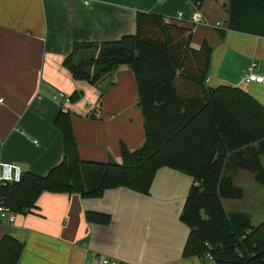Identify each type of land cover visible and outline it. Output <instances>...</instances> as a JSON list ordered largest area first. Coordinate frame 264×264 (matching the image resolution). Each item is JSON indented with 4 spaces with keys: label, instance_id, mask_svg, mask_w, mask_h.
<instances>
[{
    "label": "crops",
    "instance_id": "1",
    "mask_svg": "<svg viewBox=\"0 0 264 264\" xmlns=\"http://www.w3.org/2000/svg\"><path fill=\"white\" fill-rule=\"evenodd\" d=\"M205 1L199 11L209 27L190 23L189 0H0V163L45 176L62 161V135L54 124L61 105L48 96L56 92L77 96L67 108L81 160L107 163L111 156L120 163V144L130 151L141 148V131L130 130L134 123L143 128L136 84L134 99L110 104L101 94L106 86L114 88V72L125 70L118 67L91 85L74 80L63 67L76 44L133 35L138 13L190 29L191 48L206 43L212 50L206 86L240 88L264 111V82L241 85L252 65L264 78V37L227 28L228 0H212L214 6L203 10ZM178 14L181 18L173 20ZM191 183V177L163 167L148 195L123 187L92 199L45 192L36 208L17 215L14 224L0 223V240L9 234L23 244L17 264H101L103 258L119 264H216L183 257L189 230L179 216ZM234 184L243 197L223 200L224 209L247 213L258 226L264 220V187L248 171H238ZM87 212L106 215L109 222H88Z\"/></svg>",
    "mask_w": 264,
    "mask_h": 264
},
{
    "label": "trees",
    "instance_id": "2",
    "mask_svg": "<svg viewBox=\"0 0 264 264\" xmlns=\"http://www.w3.org/2000/svg\"><path fill=\"white\" fill-rule=\"evenodd\" d=\"M189 1L199 9L204 0ZM227 14L229 30L264 37V0H228ZM135 24V33L118 41L74 45L63 67L91 85L122 65L130 68L143 119L141 150L120 144L118 165L81 160L69 113L60 112L54 124L62 135V161L45 176L23 172L18 183L0 186V201L21 215L35 209L45 192L92 199L123 187L148 195L156 172L167 167L192 179L179 216L189 230L183 257L210 254L216 264H264V220L253 227L249 214L222 205L243 197L234 184L238 171L250 172L264 187L263 107L240 88H207L212 50L206 43L191 48L190 29L152 13H138ZM85 50L90 55L80 58ZM85 217L109 222L103 214ZM22 251L23 244L5 234L0 264H17Z\"/></svg>",
    "mask_w": 264,
    "mask_h": 264
},
{
    "label": "built area",
    "instance_id": "3",
    "mask_svg": "<svg viewBox=\"0 0 264 264\" xmlns=\"http://www.w3.org/2000/svg\"><path fill=\"white\" fill-rule=\"evenodd\" d=\"M193 13L190 17V23L192 25L198 26H206L209 27L210 23L203 17L200 13L199 9L196 5L192 4ZM181 15L178 14L173 20H179ZM215 27H219V23L215 24ZM254 65L251 66L249 72L242 78L241 85L247 86L250 83H263L264 78L262 76L254 73L253 68ZM54 102L60 104V109L63 114H67L68 112V104L71 103L70 97L65 96L62 92H56L54 94L48 95ZM2 102V100H0ZM36 144V141H33ZM23 175V170L21 167L13 164V163H0V186H3L7 183H18ZM16 214L11 211V209L4 205L2 201H0V223L5 225H12L16 220ZM208 260H212L210 254H206L205 257ZM101 264H119V262L115 260H109L106 258L101 259Z\"/></svg>",
    "mask_w": 264,
    "mask_h": 264
},
{
    "label": "rangeland",
    "instance_id": "4",
    "mask_svg": "<svg viewBox=\"0 0 264 264\" xmlns=\"http://www.w3.org/2000/svg\"><path fill=\"white\" fill-rule=\"evenodd\" d=\"M215 1L221 2V0H215ZM210 6L211 7L214 6L213 1L212 0H206L204 2V5H203V10H208ZM79 54H80V56H79L80 58H87L90 55V52L85 50V51H81ZM120 67H121L120 70H125V71L124 72L123 71H119V72L115 71L114 72L113 80L111 81L112 83H114V81L117 78V82H116V84H114V88H113V86H112V88H110L111 86H106V87L103 88V90L101 92V94H103V98L106 101H108L110 104H112L114 101L117 102L120 99L130 100L131 98L132 99L135 98V95L133 93V92H135L134 89H133V87L135 86L134 85L135 84V79H134V76L132 74V71L130 70L129 67H126L124 65H122ZM119 79L121 80V83H120ZM116 87H118V88H116ZM131 87H132V90H131ZM94 89H93V92H94L93 96L95 98V97H98V94H97L96 91H94ZM115 89H119V91H116ZM111 90L113 91V93H111ZM132 101L135 102V100H132ZM133 109H135L134 106H131L129 108L130 112H133ZM131 126L132 127H131L130 130L136 131V133L139 130L141 131L142 141H143L144 140V137H143L144 135H143V128H141V125H138L137 123H134ZM138 149H139L138 146H136L135 150H138Z\"/></svg>",
    "mask_w": 264,
    "mask_h": 264
},
{
    "label": "water",
    "instance_id": "5",
    "mask_svg": "<svg viewBox=\"0 0 264 264\" xmlns=\"http://www.w3.org/2000/svg\"><path fill=\"white\" fill-rule=\"evenodd\" d=\"M207 88L209 90H213V88H211V87H207ZM141 148H142V146H141ZM141 148H139L138 151H140ZM107 164L118 165V163L111 156L108 157Z\"/></svg>",
    "mask_w": 264,
    "mask_h": 264
}]
</instances>
